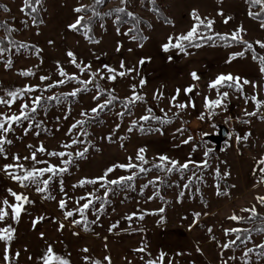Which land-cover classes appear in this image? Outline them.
<instances>
[{"label": "rangeland", "instance_id": "rangeland-1", "mask_svg": "<svg viewBox=\"0 0 264 264\" xmlns=\"http://www.w3.org/2000/svg\"><path fill=\"white\" fill-rule=\"evenodd\" d=\"M150 1L130 0L125 5L121 0H111L102 8L104 11L113 7H125L128 12L137 14L144 20L147 25L142 24L141 31L146 40L139 45L133 39V34L129 33V24L117 26L114 16L105 15L95 24L90 31L93 41L86 38L84 31L79 33L70 29L69 25L75 23L78 16H88L87 13H77L74 9L80 5H91L93 0H42L41 4L35 5L40 16L35 23L32 15L22 11L24 0H0V4L6 5L8 9L6 11L0 8V36L34 45L42 50L38 57L33 49H21L17 53L15 47H12L11 53H5L0 58V95L25 85H39L42 88L62 79L59 75L61 67L80 80H88L90 72L103 70L107 65L118 71H126L127 74L117 77L115 81L97 77L96 82L100 88L114 90L113 95L125 100L132 96V86L135 85L136 93L144 96V100L137 101L130 111L125 112L124 106L115 104L101 114V120L92 124L88 130L83 125L82 129H74L69 134V128L75 121L87 118L81 115L82 112H88V117L95 116L90 110L97 103L108 99L106 94L99 101L94 100L97 89L90 84L89 91L81 92L76 97L69 96L59 104L46 103L44 109H38L36 119L43 121L47 132L41 131L36 136L34 133L37 129H33L25 134L27 121L21 126H13L14 131L7 134L12 143L5 144V154L0 155V201L6 198L10 203H15L8 191L11 189L24 193L33 203L24 205L18 222L9 218L0 223V228L11 223L15 229L10 247L20 255L12 264H43L41 257L46 255L49 245L56 253L67 258L70 264H92L95 260L104 261L105 256L111 258V264H147L149 259H158L161 253L165 254L164 264H223L224 261L228 264H246V261L247 264H264V255H257L255 252L243 258L247 248L264 242V232L253 235L251 242L241 243L236 248L221 247L235 238L233 233L226 236L225 229L249 226L247 222L237 223L228 219L231 215L247 217L249 213L242 212L241 209L255 205L258 213L264 216V205L256 199L257 196H264V182H260V173L254 172L257 162L264 158V119L259 115H245V110H255V104L250 100L246 102L245 97L256 95L258 99L264 100V73H261L258 61L251 59V52H246L244 60L239 63L236 59L228 62L226 51L221 52L205 47L206 45L184 48V51L177 47L170 46L168 50L163 47L165 44L176 43V37L190 30L194 23L193 10L201 18L213 19V31L216 33L230 34L243 26L246 30L243 33L245 40L264 42L261 21L248 15L250 7L256 12L260 10L259 6H250L248 0H154L161 16L167 19L163 20V17L158 18L151 10ZM221 11L224 15L218 14ZM226 17H231L228 23H224ZM7 27L16 30L9 35ZM170 38L173 39L170 41ZM49 41L53 43L50 44ZM181 43L184 45L186 42ZM232 46L235 53L244 49L242 44ZM68 51L75 53L78 63L82 61L91 65L90 71L81 73L70 63ZM257 51L261 50L257 48ZM9 56L13 64L6 68L4 61ZM223 60L226 65L221 64ZM121 62L124 64L123 69L120 67ZM214 63L221 66H212ZM26 69H32L35 75H21V71ZM193 72L199 79H193ZM229 72L233 76L246 78L251 83L244 86L243 94L231 88H221V92L229 93L225 101L226 107L216 108L209 115L205 98H216V90L211 89L209 84L220 74ZM103 74L105 77L108 75L106 70ZM41 76H48L50 80L41 81ZM141 80L145 81L143 87L140 86ZM192 85H195L193 92L185 94L184 90ZM78 87L81 85L71 81L42 94L51 96L70 93ZM177 89L180 90L179 95ZM38 94L40 93L33 92L30 95L35 97ZM173 96H176L177 104L191 101L195 107H173L170 104ZM20 103L18 100L11 111L17 112ZM147 107L159 117H164L167 113V118L172 117V121L164 126L156 123L158 130L152 133L141 132L139 126L129 131L133 121H139L143 127L147 125L140 121L141 116L148 114ZM0 111L8 109L0 106ZM122 111L125 112L123 118L117 115ZM201 113L204 114L203 120L199 119ZM218 124H225L230 135L225 145L215 149L203 134H215ZM177 129L184 131L181 133ZM80 131L87 135H79ZM245 135L248 136L247 140L237 139L238 136ZM77 136L85 143L73 145L69 149L61 147ZM109 136L110 140L107 139ZM188 137H192V140L187 144L183 143ZM41 142L50 151L75 154L85 147L89 149L83 158L73 156L68 172L53 178L49 193L55 199L44 198L45 194L36 192L35 185L21 187L19 182L3 170L4 165L15 163L14 155L30 156ZM28 145H33V148ZM142 147L146 149L145 156L149 161L144 165L147 168H151L154 162L159 163L157 158L160 155H167L180 163H184L189 157L200 162L205 159L204 153L208 148L213 151L207 157L209 167L195 170L197 175L203 176V180L194 181L190 189H184L183 185L191 177V170L164 176L154 168L146 174H138L132 182L110 185L112 190L107 197L105 189L99 183L73 187L84 178L103 176L105 170L112 165L129 163V157L133 163L139 164L135 157ZM37 159L46 160L50 164H61L60 158L49 157L44 153H37ZM20 162L26 168L32 167L34 163L23 159ZM35 166L45 167L44 164ZM217 169L220 170V177L216 175ZM133 171L138 170L116 168L108 174L107 179L116 180L121 176L131 175ZM225 172L228 175H224ZM157 176L162 177L163 181L143 187ZM44 178L47 179V176ZM61 180L64 192H61ZM217 184L226 195L216 194ZM157 188L158 196L154 195ZM181 191L184 192L183 197L179 196ZM89 192H94L101 199L87 211L89 223L88 230H85L83 225L72 223L74 219L80 218L79 215L65 219L64 211L76 208L78 205L75 201ZM64 193L67 194V208L61 210L58 202L65 198ZM97 208H102V212L97 214ZM160 208L164 211L159 212ZM132 213L137 215L129 221L127 217ZM196 213L200 214L198 218ZM140 214H143V219L139 218ZM40 216L45 219L34 226L33 221ZM93 220L96 223H91ZM61 223L64 224L63 230L59 228ZM114 224L117 227L109 231ZM208 229L212 231L209 232ZM85 248L88 252L83 251ZM140 248L144 251H136ZM4 250L5 243L0 242V264H5ZM85 256L91 259L85 261ZM230 257L236 259H229Z\"/></svg>", "mask_w": 264, "mask_h": 264}, {"label": "snow or ice", "instance_id": "snow-or-ice-1", "mask_svg": "<svg viewBox=\"0 0 264 264\" xmlns=\"http://www.w3.org/2000/svg\"><path fill=\"white\" fill-rule=\"evenodd\" d=\"M42 0H24V7L22 8V11L27 10L29 14L31 13H36L38 11L37 7L35 5L41 4ZM105 0H94L95 5H103ZM123 4H128L130 0H121ZM154 3V0H153ZM248 3L250 6H259V11L253 12L250 10L248 12V15L250 17L259 19L261 21V28H264V0H248ZM0 8H3L4 10H8L6 5L0 4ZM91 8L93 11L94 16H99L100 13L95 10V8L92 5H80L79 7L75 8L74 11L77 13L84 12L86 9ZM156 10V9H154ZM112 13L116 14V20L117 22H123L122 21V14H126L129 17H132L133 20H135V16L131 12H127V9L125 7H117L113 10H111L109 13L106 15H111ZM219 15H224V13L221 11L218 13ZM192 18L194 20L193 26L190 28V30L187 33L181 34L180 36L176 37V43L174 44H165L163 47L165 50H168V48L171 47H177L180 48L181 51H184V45L181 43L182 41H187L189 45L191 46L194 41L196 40H214V39H219L225 42L226 46H231V44L236 43V44H242L244 45V50L233 53L229 57V61L231 62L232 59H235L237 57H244L246 52H251L252 53V59L255 61H258L260 65V71L261 73H264V42L262 41H255V42H249L244 39L243 33L246 31L243 26H240L236 31L230 33V34H221V33H216L213 31V24L215 21L213 19L204 17L201 18L199 13L196 10H193L192 12ZM231 17H226L224 20V23H228ZM87 20V22H85ZM92 21V17H85L83 15H80L77 17L75 23L69 25V28L72 30H83L86 38L92 39L88 35V24H90ZM35 23V19L33 20ZM42 22V21H41ZM6 25V22H5ZM16 29H13L11 27H7V31L9 35ZM129 31H132V29H129ZM135 39V37H133ZM173 38H170V41ZM97 42L98 41H94ZM49 43H53L52 41H49ZM8 44L11 46H5L2 41H0V58L4 57L5 53H11L12 52V47H15V50L17 53L20 52L21 49H33L35 51V54L39 57L40 52L42 51L41 49L37 48L34 45H29L27 43H20L15 40H9ZM196 47H200V44H195ZM257 48H259L261 51H257ZM68 57H70V63L75 65L81 73L90 71L91 65L85 64L82 61L80 63L77 62V58L75 53L72 51L67 52ZM143 62V61H141ZM5 67L10 68L12 67L13 61L11 57L9 56L5 61ZM121 69L124 68L123 62H121ZM106 70L107 72V77L103 74L104 71ZM128 71H131L129 69ZM21 75L25 77L33 76L35 73L33 72L32 69H26L22 70ZM127 74L126 71H118L115 68L109 67L107 65L104 66L103 70H97L96 72H90V78L88 80H80L78 76L75 74H69L64 71V69L61 67L59 69V75L62 77V79L53 81L51 83H48L44 85L42 88L39 85H25L23 88H17L11 91L6 92L4 95H0V106H5L8 111H0V155L5 154V144H11L12 141L8 139V133L14 131V125L16 126H21L23 122L27 121L28 126L24 129L25 134L28 132L32 131L33 129H37L35 131V135L39 136L41 134V131L47 132V128L43 126V121H38L36 119V114L38 112V109H44L46 106L47 102L50 101H56V103H61L62 102V97L63 99H67V97H76L79 93L84 92V91H89L90 89L88 88V85L92 84L96 87L97 89V94L93 96V99L96 101H99L102 96L105 94L108 95V99L104 100L102 103H97L96 107L92 108L90 110L91 114H96L98 115L100 112H103L105 109H110V106L113 105L114 101L119 99L117 96L113 95L114 90H109V89H102L100 88L99 84L96 82L97 77L100 79H109L111 81H115L117 77H123ZM193 79H199L197 74L195 72L192 73ZM41 81H46L50 80V77L48 76H41L40 77ZM71 81H76L78 84L81 85V87L73 89L70 93H60L59 95L53 94L51 96H43V92L49 91L52 88L59 87L60 85H63L65 83L71 82ZM145 81L141 80L140 86L143 87ZM251 81H249L246 78H241L240 76H233L231 73L228 74H220L217 76V78L212 81L209 84V87L211 89L216 90V98L215 99H209L205 98V107L209 110V115L213 114V110L216 108L220 107H226L225 101L227 100L229 93L228 91H223L221 92V88H231L234 89L237 92H240L241 94L244 93V86L250 84ZM135 85L132 86L133 88V94L131 97L125 98L124 103V108L125 111H128L129 105H134L137 101H143L144 96L136 93L135 91ZM255 87V85H253ZM195 88V85L189 86L186 88L185 94H190L193 92ZM179 89H177V95H179ZM33 92H38L40 94L36 95L35 97H32L30 94ZM162 95V93L160 94ZM25 96L28 98L25 99ZM246 102L247 101H252L255 104V110L252 112H248L245 110V115L246 116H257L259 115L261 119H264V111H261L262 108H264V100L258 99L256 95L248 96L245 97ZM21 101L19 105V109L17 112H12L11 108L12 106L17 102ZM170 104L173 107H178L179 109H186L187 107H195V104L192 103L191 101L188 103H176V96H173ZM147 115L141 116L140 121H149V120H160L162 123H169L170 120L167 118V113L164 114V117H159L155 116L152 114V109L149 108L147 109ZM82 116L88 117L89 113L88 112H82ZM117 115L121 118L125 115V112H119ZM178 115V113L176 114ZM59 119V118H57ZM65 119H67V116H65ZM91 119H95V116H91ZM199 119L203 120L204 119V114L201 113L199 116ZM87 121L85 119L77 120L75 123H73L70 128H69V134L72 133V130L74 129H82L83 125ZM139 126L140 130L143 131V125L140 124L139 121H133L132 122V127L129 128V131H132L134 127ZM119 127V125H117ZM158 130V129H157ZM178 132H183L184 129H177ZM79 135H87L86 132L80 131ZM204 136H207V133L203 134ZM107 139H111V136L107 137ZM123 139V138H122ZM238 140L243 139L247 140L248 136L245 135L243 137H237ZM192 140V137H188L187 140H184L183 143L187 144ZM85 141L79 139V136L76 138H73L70 140V142L63 143L61 145L62 148L64 149H69L73 145L77 144H83ZM90 143V142H89ZM29 148H33V145H28ZM88 147H85L82 151H77L75 154L72 152L68 151H50L48 150L43 142L39 144V146L35 147L34 151H32L30 156H25L21 157L19 154H16L13 156V160L15 163L12 164H6L3 166V170L12 178L19 182L21 187H28L29 185H35L36 186V192L37 193H42L45 194L44 198L46 199H55L54 196H52L49 193V185L53 181L54 177L57 176H62L64 173L68 172L69 168L68 166L73 163V156L75 158H83L85 156V153L88 152ZM195 151V149H193ZM213 150L211 148H208L207 151L204 153L205 159H203L200 162L193 161L191 157L184 163H180L177 160H172L170 159L167 155H160L157 159L159 163H153L152 168L159 169L161 171H165L166 173H172L173 171L177 172H183L186 170H191L192 175L189 177L188 182L183 185L184 189H190L191 184L196 181H202L203 176L202 175H197V172L195 171L196 169H205L209 167L208 159L207 157ZM146 149L145 148H140L137 151V155L135 159L139 161L140 163H133L132 158L129 157V163L127 164H118V165H112L111 167L107 168L105 170V173L103 176L94 178V179H88L84 178L79 181L78 185H73V187H83L85 184H100L101 188L105 189V197H107V194L109 191L112 189L109 187L110 185H122L126 184L127 182H132L136 179L137 175L140 173H148L151 171V168L144 167V165H147L149 163L148 159L145 156ZM37 153H44L47 154L49 157H57L60 158L61 164L56 165V164H50L46 160H38L37 159ZM64 157H68V159H64ZM6 158V156H5ZM31 160L33 163V166L30 168H26L23 163H21V160ZM36 164H44L45 167H36ZM116 168H122L126 170H138V171H133L131 175L128 176H121L116 180H108L107 176L109 173H112ZM258 171L260 173V182H264V158H261L255 168L254 172ZM216 175L217 177H220V170H216ZM224 175H228L227 172L224 173ZM47 176V179L44 177ZM163 178L162 177H154L152 180H149L146 184L143 185L144 188H147L149 185H156L158 182H162ZM130 187L131 184H128ZM11 196L14 198L15 203H10L8 199H3L0 201V223H4L6 220L9 218L13 222H18L21 213L24 211V205L26 204H32L33 201L24 193H17L12 191L11 189L8 190ZM61 192H64L63 189V181L61 180ZM217 195H226L227 193L221 192L219 188V184H217ZM65 198L60 199L58 204L59 208L61 210H65L67 208V194L64 193ZM154 195H159V190L157 188V191L155 192ZM184 192L181 191L179 196L183 197ZM152 197H150L151 199ZM101 198L96 196L94 192H89L86 193L84 196L79 197L75 203L78 205L74 209L66 210L64 211V216L65 219L79 215V219H74L72 223L74 225H83L85 230H88V220H87V211L94 206L95 202L100 200ZM257 202L264 205V196H257L256 197ZM80 201H84V203H80ZM102 208H97L95 211L97 214L102 212ZM164 209L160 208L159 212H163ZM242 212H247L249 215L247 217L244 216H239L236 214L231 215L228 219L232 221H236L237 223L239 222H247V223H253L257 219H261L264 221V216H261L257 209L256 206L253 205L250 208H244L241 209ZM137 213H132L130 216L127 217L129 221L132 220L134 216H136ZM199 213H196V217H199ZM99 218V215H97V219ZM140 219H143V214H140L139 216ZM45 217L40 216L37 217L34 221L33 224L35 226L36 223H39L40 221L44 220ZM91 223H96L95 220L91 221ZM117 225L114 224L110 227L109 231L112 229L116 228ZM60 230H63L64 224L61 223L59 225ZM209 232L212 231V229H208ZM253 232H264V226H258L253 229L249 228H230V229H225V235L227 236L230 233L235 234V238L232 240L227 241L221 247L223 249H230L233 246L237 244V241H239L242 244H247L252 241V233ZM14 234H15V229L13 228L11 223H6L3 228H0V242L5 243V250L3 254V260L5 261V264H12L13 260L15 258H18L20 253L19 252H13L11 250V242L14 239ZM246 234V235H245ZM41 236L43 237V233H41ZM243 237V238H242ZM215 239V237H213ZM84 252H88V249L85 248L83 249ZM136 251L143 252L144 249L140 248L137 249ZM256 253L257 255H264V243H258L254 244L253 247L247 248V250L244 252V257L247 258L250 253ZM164 253H161L158 259H149L147 261V264H164ZM43 264H70V261L59 255L58 253L55 252L53 247L49 245L47 248V253L43 257H41ZM91 258L88 256L84 257L85 261H89ZM229 259H236V257H230ZM111 264V258L108 256L104 257V261L100 260H95L92 262V264ZM223 264H228L227 261H224ZM247 264V261H246Z\"/></svg>", "mask_w": 264, "mask_h": 264}, {"label": "trees", "instance_id": "trees-1", "mask_svg": "<svg viewBox=\"0 0 264 264\" xmlns=\"http://www.w3.org/2000/svg\"><path fill=\"white\" fill-rule=\"evenodd\" d=\"M111 0H105V2H104V4L103 5H95L94 4V0H93V2H92V6L95 8V10L97 11V12H99L100 13V15L97 17V16H94L93 15V11H92V9L91 8H88V9H86L83 13H87L88 14V16L87 17H92V21H91V23L90 24H88V28L90 29L89 31H88V35L90 36V31L92 30V28L95 26V24L99 21V20H101L107 13H109L111 10H113V9H115V7H113V9H111V10H104L103 11V6L106 4V3H108V2H110ZM150 6H151V10L152 11H154L156 14H157V17L159 18V17H163V20H167L166 19V17L165 16H161V12L159 11V8L157 7V5L155 4V2L153 3V1L151 0L150 1ZM154 9H156V10H154ZM26 13H28V11L27 10H24ZM128 12V11H127ZM29 14V13H28ZM29 15H32L33 16V18L35 19V20H38L39 21V19H40V16L38 15V11L36 12V13H31V14H29ZM112 16H114V22H115V24L117 25V26H122L124 23H127V24H129V26L131 27L130 29H132V31H129V33H132L133 34V37H135V39L137 40V43L139 44V45H142L143 43H144V41L146 40V37H145V35H144V33L141 31V25L142 24H144L145 26L147 25V23L144 21V20H142L137 14H134V16H135V20H133V18L132 17H129V16H127L126 14H122V21L123 22H117V20H116V14L115 13H112L111 15H107V17H112ZM86 17V18H87ZM85 22H87V20L85 21ZM79 33H83V30H79L78 31ZM91 37V36H90ZM9 40H13V39H11L10 37H2V36H0V41H2L3 42V44L5 45V46H9V47H11L9 44H8V41ZM90 40V39H89ZM90 41H93V38L90 40ZM186 43L184 44V48H196V46H195V44H200L201 46H204V45H206V46H222V47H225L226 46V44H225V42L224 41H222V40H219V39H214V40H210V41H207V40H196V41H194L193 42V44L190 46L189 45V43L187 42V41H185ZM232 45H238V44H236V43H233V44H231V46ZM244 49L242 48V50L241 51H243ZM245 55H246V53H245ZM251 59H252V54H251ZM253 60V59H252ZM255 61V60H254ZM106 95V94H105ZM107 97H108V95H107ZM62 99V101L63 100H65V99H63V97L61 98ZM125 100H123V99H117L116 101H114V103H113V105H111L110 106V109L115 105V104H117V106H124V102ZM56 101H50V102H47L48 104H54ZM132 106L133 105H129V109H128V111H130L131 109H132ZM147 109H149V107H147L146 108V110ZM109 109H105L103 112H100L98 115H96L95 114V119H91V117H87L85 120L87 121L85 124H84V128L86 129V130H88L89 129V127L92 125V124H95V123H98L100 120H101V114H103V113H105V112H107ZM125 112H127V111H125ZM152 114L153 115H155L154 114V112L152 111ZM156 116V115H155ZM169 120H170V122L172 121V117H170V118H168ZM141 122H143V123H145V124H147V125H145L143 128H144V130L143 131H141V132H143V133H147V132H149V133H152V132H155V131H157V129H158V127L157 126H155V124L157 123L158 125H162V126H164V125H166V124H169V123H162L160 120H149V121H141ZM208 142V141H207ZM227 143V141L226 142H224L223 144L225 145ZM154 163H158V162H154ZM152 165V164H151ZM151 168H152V166H150ZM153 169V168H152ZM154 169H156V168H154ZM156 170H159V169H156ZM160 172H162V175L164 174V176H168V175H170V174H174V173H176L177 171H173L172 173H166L165 171H161V170H159ZM183 172H186V171H183ZM180 176H182V174L180 173ZM261 215V214H260ZM261 216H263V215H261ZM249 224V226L247 227V228H249V229H253V228H256V227H258V226H264V221H262L261 219H257V220H255V222H253V223H248ZM242 228V227H241ZM260 233H263V232H253L252 233V236L253 235H258V234H260ZM235 235V234H234ZM246 235V234H245ZM243 238V237H242ZM264 243V242H263ZM241 243L239 242V241H237V244L235 245V246H233L232 248H236L237 246H239Z\"/></svg>", "mask_w": 264, "mask_h": 264}, {"label": "water", "instance_id": "water-1", "mask_svg": "<svg viewBox=\"0 0 264 264\" xmlns=\"http://www.w3.org/2000/svg\"><path fill=\"white\" fill-rule=\"evenodd\" d=\"M229 128L225 124H218V129L215 134L205 136L213 145L215 149H220L224 142L229 138Z\"/></svg>", "mask_w": 264, "mask_h": 264}, {"label": "crops", "instance_id": "crops-1", "mask_svg": "<svg viewBox=\"0 0 264 264\" xmlns=\"http://www.w3.org/2000/svg\"><path fill=\"white\" fill-rule=\"evenodd\" d=\"M205 47H209V48H213V49H217V50H219V51H221V52H225L226 51V55H227V57H230L233 53H235L234 52V50H233V47L234 46H225V47H222V46H205ZM197 48V47H196ZM236 59V61L237 62H239V63H242V60H244V57H237V58H235ZM225 64L226 65V62H225V60H223V62H221V64ZM221 64H220V66H221ZM215 66V67H220V66H218L216 63H214V64H212V66ZM210 67V66H209ZM230 73V72H229Z\"/></svg>", "mask_w": 264, "mask_h": 264}]
</instances>
